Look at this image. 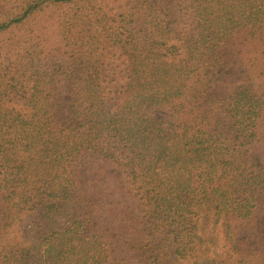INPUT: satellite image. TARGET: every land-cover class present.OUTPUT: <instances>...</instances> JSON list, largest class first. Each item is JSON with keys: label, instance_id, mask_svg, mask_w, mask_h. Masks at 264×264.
<instances>
[{"label": "trees", "instance_id": "1", "mask_svg": "<svg viewBox=\"0 0 264 264\" xmlns=\"http://www.w3.org/2000/svg\"><path fill=\"white\" fill-rule=\"evenodd\" d=\"M0 264H264V0H0Z\"/></svg>", "mask_w": 264, "mask_h": 264}, {"label": "rangeland", "instance_id": "2", "mask_svg": "<svg viewBox=\"0 0 264 264\" xmlns=\"http://www.w3.org/2000/svg\"><path fill=\"white\" fill-rule=\"evenodd\" d=\"M104 76L105 86L108 90V103L111 106L117 103L122 87L127 84V73L119 62L113 61L105 68ZM108 170H105V172H108Z\"/></svg>", "mask_w": 264, "mask_h": 264}]
</instances>
